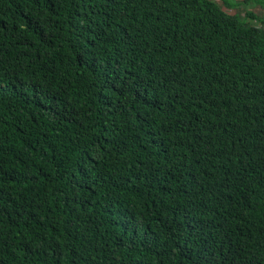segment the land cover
Instances as JSON below:
<instances>
[{
  "label": "trees",
  "instance_id": "trees-1",
  "mask_svg": "<svg viewBox=\"0 0 264 264\" xmlns=\"http://www.w3.org/2000/svg\"><path fill=\"white\" fill-rule=\"evenodd\" d=\"M0 264H264V0H0Z\"/></svg>",
  "mask_w": 264,
  "mask_h": 264
},
{
  "label": "rangeland",
  "instance_id": "rangeland-1",
  "mask_svg": "<svg viewBox=\"0 0 264 264\" xmlns=\"http://www.w3.org/2000/svg\"><path fill=\"white\" fill-rule=\"evenodd\" d=\"M233 1H242V0H233ZM222 8L226 11V12H228V13H230L231 15H233V14H235L236 13V10H235V7H227V6H225L224 4H222Z\"/></svg>",
  "mask_w": 264,
  "mask_h": 264
}]
</instances>
